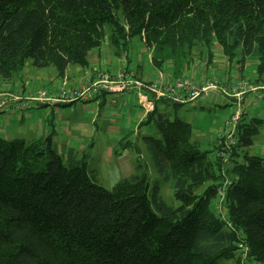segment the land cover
I'll use <instances>...</instances> for the list:
<instances>
[{
    "label": "trees",
    "instance_id": "16d2710c",
    "mask_svg": "<svg viewBox=\"0 0 264 264\" xmlns=\"http://www.w3.org/2000/svg\"><path fill=\"white\" fill-rule=\"evenodd\" d=\"M105 39L117 56L138 39L153 69L171 68V80L146 82L135 75L132 81L144 86L179 78L195 84L186 70L196 53L210 60L215 45L229 63L240 55V70L246 59L254 60L257 83L264 75V0H0V81L11 82L28 61L35 69L54 68L57 78L69 66L85 69ZM238 83L244 81L217 85L215 93L238 106L242 96L232 92ZM263 87L249 88L253 100H264ZM145 92L154 108L139 128L153 125L160 134L143 140L180 206L150 196L145 176L106 190L84 160L57 152L53 132L28 142L0 138V264H219L238 254L264 264V158L247 153L261 120L237 108L211 162L192 140L190 124L158 113L160 103L188 101ZM105 94L111 93L59 105ZM122 95L137 101L133 86ZM225 181L221 217L211 203Z\"/></svg>",
    "mask_w": 264,
    "mask_h": 264
},
{
    "label": "rangeland",
    "instance_id": "374dc122",
    "mask_svg": "<svg viewBox=\"0 0 264 264\" xmlns=\"http://www.w3.org/2000/svg\"><path fill=\"white\" fill-rule=\"evenodd\" d=\"M139 50L143 51H141V57L143 61L142 69L144 70V74L146 77L153 78L149 74L152 70V66L149 64V59L144 53L147 49L141 42L138 41V39L132 40L127 52L122 53L119 57L116 54H113L111 56V60H113V62L119 61L122 63L121 59H124V56H127L129 68L135 70L136 64L138 63L140 53ZM212 54L213 55L209 60L208 56H203L202 58L196 53L194 63H198V65L186 70V77L195 82L207 79V81L210 80L217 83L220 88H223L224 84L229 86L227 82H236L237 80H241V78H244L251 83H255L257 75L255 74L256 62L254 60L250 58L246 59L245 64H243V69L240 70L239 67L237 68V66H241L240 55L235 57L232 63H229L226 57L221 54L220 48L217 45L213 47ZM103 58H105V56ZM25 68H31L33 72L30 74L27 72V69L21 71L22 73L20 72V75L24 78L23 81L28 83L25 87L26 93H24V95L21 94L22 83L19 81L18 74H16L13 78L15 87L12 84L9 86L11 92L18 94L20 97L34 95L39 91H43L48 97H52L59 93L60 88L65 89V91L69 90L68 95L71 96L76 87L88 81H82L74 86L67 87L64 79L62 82L57 80L52 85H49L47 77H50L51 74H56L54 68L35 69L31 66V61L27 62ZM116 72L105 70L97 71L96 73L114 74ZM36 75H38V78L35 77ZM167 75L170 76V72L168 70ZM134 76L135 74L133 75V78ZM258 83L260 85L264 84V75L255 84ZM140 85L145 84L141 83ZM3 93H7V91L5 90ZM240 93L242 94L239 97H242L240 98L238 106L236 100L218 96L216 102L213 103L208 102L203 98H199L195 101H188L183 105L176 107L172 104L160 103L158 104V113L164 114L170 119L177 117L190 124L192 127V140L198 141L199 148L202 151L208 152L209 160L214 162L217 138L224 133L225 122H227L232 114L236 112L237 108H239L248 118H257L261 120V123L258 126V134L253 138V145L247 149V153L251 156L264 158V100H253L255 95L247 89H243ZM108 98L111 99V96ZM91 99H86L84 101ZM63 103L65 102H61V104ZM56 105H59V103ZM58 107H60L59 110L62 112L64 118H69V111L75 109L72 116H70V120L72 122L79 120L85 121L87 124L90 123L92 117L98 119L95 134L82 132L81 135L87 136V138L84 139L85 148H76V152L73 155V159L77 161L84 160V162H86L88 171L94 176L93 181L96 184L106 190H111L113 186L121 180L130 179L135 175L145 176L149 183L150 196L155 193L167 206L171 208L175 209L180 206V203L174 198L172 183L170 181H164L162 176L155 170L150 154L148 153L146 144L143 140L144 137H152L155 139L161 138L160 134L153 127V125L142 126L139 130H136L135 128L132 132L127 133L129 145L123 147V144H125V140L123 139L124 135L117 133L116 129L122 121L117 122V120H114V118H116L115 109L117 108L118 111L120 108L112 104L110 101H107V103L103 105L100 110L98 109V103L94 101L79 102L70 106ZM10 110L11 109H9L8 114L13 115V111ZM136 111L138 110L135 109V112ZM102 113H104V115ZM5 114H7V111L4 115ZM98 115H100L99 118ZM120 118L123 121L126 120L123 116ZM103 120H107V122H103ZM85 122L82 123L80 127H83ZM108 127L110 128L108 129ZM93 130H95V128H93ZM58 152L61 153V151ZM64 152L67 151L65 150ZM63 156L67 157V154ZM241 156L238 160L239 162L243 161ZM226 184V181L223 182L221 187L222 189L220 190L218 197L211 203L212 209L221 217H224L222 208ZM238 258L239 254L235 258L221 261L219 264H263L253 260H239Z\"/></svg>",
    "mask_w": 264,
    "mask_h": 264
},
{
    "label": "crops",
    "instance_id": "0c3cea01",
    "mask_svg": "<svg viewBox=\"0 0 264 264\" xmlns=\"http://www.w3.org/2000/svg\"><path fill=\"white\" fill-rule=\"evenodd\" d=\"M141 51L139 50L140 53L138 57V63L136 64V69L133 70L129 68V63H128L129 61H128L127 56L126 57L124 56V59H121L122 63H120L119 61L113 62V60H111V56L115 53H114V50H112V48L109 47L107 39H105V41L103 42L102 46L99 49H96L95 51H93V53L91 52L88 55V67L87 68L81 69L79 67L69 66L66 70L65 75L62 78H57V73H56V74H51L50 77H47V79L49 80V85H52L57 80H60L62 82L65 79L67 87L68 86L71 87L82 81H86L89 79L91 80L92 78H94V75L97 71L107 70L110 72H116L121 69H129L137 76L138 79L146 81V82L154 81V79L156 80L157 78L161 79V77L163 79H166V77L167 78L169 77L168 80H171V77L167 75V70L169 72L171 70L170 67H167L166 72H161V73L160 71H157L152 68L149 74L154 79L150 77H146V75L144 74V70L142 69L143 61L141 57ZM144 53L146 54V57H148L149 59L150 58L149 51L147 50ZM104 56L105 58H103ZM195 65H198V63H194V65L191 68H193ZM238 67L239 66H237V68ZM24 69H27V72H29L30 74L33 73L31 68L30 69L24 68ZM21 73H19L18 75H19V81L20 83H22L21 94L24 95V93H26L25 87L28 83L23 81L24 78L20 75ZM163 73L165 74V76ZM35 77L38 78V75H36ZM205 80L207 79H202L200 82H195V81L193 82H195V84H201ZM234 80H237V79H234ZM237 81L239 82L244 81V83H246L247 80H245L244 78H241V80H237ZM13 82H14L13 80L7 83L0 81V92H3L6 90L7 92H10V94L18 95V94H14L9 89L10 84H12L15 87L14 85L15 83ZM227 84L231 85L233 84V82H228ZM250 84L252 85L247 84L244 90L245 89L249 90V88L251 89V87L264 85V84L260 85L259 83L258 84L250 83ZM109 96H111V99L108 98ZM22 98L23 99L20 102L19 108L17 107L15 103L11 102L7 106L8 110L5 109L4 111L3 110L0 111V138L1 139H4V140L22 139L28 142L35 138L47 136L48 134L53 132L54 133L53 144L55 145L57 152L61 151V153L58 152L61 155L67 154V156H73L76 152L75 151L76 148H81V149L85 148L84 139L87 138V136H83L81 135V133L85 132V133L95 134L97 130V120L98 119H95L93 117L90 120V123H87V124L85 121H79L76 119H74L76 120V122H72L70 120V116H72V113L74 112L75 109L69 111L70 112L69 118H64L62 112L59 110L60 107H58V106L62 107V105H56V104L52 105L48 103H45V104L32 103L31 107L22 108V106H24V103L26 102L25 101L26 97H22ZM217 98L218 96L216 95V93L211 92L207 97L203 99H206L208 102L213 103V102H216ZM107 101H110L112 104L120 108L118 109V111H117V108L115 109L116 118H114V120H117V122L122 121V123L116 128L117 133L124 135L123 139L126 142L129 141L127 133L132 132V130H134L135 128L136 130L139 128L140 122L145 120V111L142 109L140 105H138L137 101L132 97V95L125 96L119 93L105 94L104 97H101L95 100L94 102L98 103V106H99L98 109L100 110L101 107H103V105L107 103ZM9 109H11L10 111H13L14 113L13 115L8 114ZM135 109H137L138 111L135 112ZM6 111H7V114L4 115ZM102 114L104 115V113ZM99 116L100 115H98V118ZM121 116H123L126 120L123 121L120 118ZM84 122L85 124L83 125V127H80L81 124ZM103 122H107V120H103ZM129 122H131L132 124ZM93 128H95V130H93ZM109 128L110 127H108V129ZM65 150L67 152H64Z\"/></svg>",
    "mask_w": 264,
    "mask_h": 264
},
{
    "label": "built area",
    "instance_id": "2783aa9c",
    "mask_svg": "<svg viewBox=\"0 0 264 264\" xmlns=\"http://www.w3.org/2000/svg\"><path fill=\"white\" fill-rule=\"evenodd\" d=\"M132 73H127L125 71H120L115 74L109 73H99L93 80H88L82 85L76 87L71 96L68 95V91L60 88L58 94L52 97H48L43 91H39L34 95H29L25 98V103L22 108H29L31 104L34 103H49L57 104L61 102L69 103L73 101H84L86 99H91L95 97L100 92H109L110 93H120L122 94L125 90H128L130 86H133L134 95L137 99V102L142 106V108L149 112L153 109L154 103L150 99L149 95L145 92L148 91L154 94L156 99L162 98L166 95L174 96L177 101H191L201 97H207L211 92H217L218 87L217 83L213 81L204 82L201 85H196L185 78H179L173 83L163 84H152L149 86L140 85L138 81H132ZM247 86L246 83H238L233 86L232 92L237 97L241 95L242 91ZM264 90V87L261 88ZM252 91L256 89L252 88ZM226 95V92L223 91ZM262 99V96L258 97ZM23 98L18 95H13L10 93L0 92V111L7 109L9 103L13 102L20 107V102ZM146 107V108H145ZM238 118V113L233 116L230 120L232 124H235V121ZM244 249V247H241ZM245 257V254L242 255Z\"/></svg>",
    "mask_w": 264,
    "mask_h": 264
}]
</instances>
